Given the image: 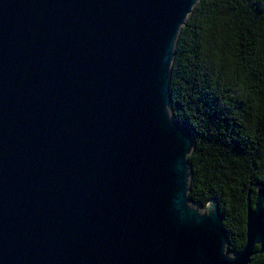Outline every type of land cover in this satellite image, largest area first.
<instances>
[{
  "label": "water",
  "instance_id": "water-1",
  "mask_svg": "<svg viewBox=\"0 0 264 264\" xmlns=\"http://www.w3.org/2000/svg\"><path fill=\"white\" fill-rule=\"evenodd\" d=\"M197 0H0V264H248L264 190L225 251L189 202L190 129L169 114ZM198 206V205H197ZM258 245V248L255 246Z\"/></svg>",
  "mask_w": 264,
  "mask_h": 264
},
{
  "label": "trees",
  "instance_id": "trees-1",
  "mask_svg": "<svg viewBox=\"0 0 264 264\" xmlns=\"http://www.w3.org/2000/svg\"><path fill=\"white\" fill-rule=\"evenodd\" d=\"M173 53L169 114L193 140L187 195L201 208L216 200L232 255L245 243L247 192L253 204L264 190V0H197Z\"/></svg>",
  "mask_w": 264,
  "mask_h": 264
},
{
  "label": "rangeland",
  "instance_id": "rangeland-1",
  "mask_svg": "<svg viewBox=\"0 0 264 264\" xmlns=\"http://www.w3.org/2000/svg\"><path fill=\"white\" fill-rule=\"evenodd\" d=\"M192 206H194V207H197L198 208V211H200V213H204V210H205V213L207 212V210H208V207H206V208H201V207H199V206H197V205H194L192 202H189Z\"/></svg>",
  "mask_w": 264,
  "mask_h": 264
}]
</instances>
